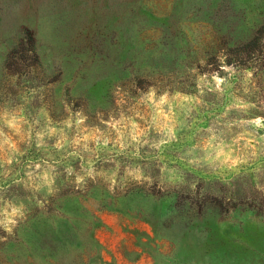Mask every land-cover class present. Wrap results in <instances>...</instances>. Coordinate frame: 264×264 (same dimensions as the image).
<instances>
[{"label":"rangeland","instance_id":"rangeland-1","mask_svg":"<svg viewBox=\"0 0 264 264\" xmlns=\"http://www.w3.org/2000/svg\"><path fill=\"white\" fill-rule=\"evenodd\" d=\"M263 24L264 0H0V264H264V50L230 51Z\"/></svg>","mask_w":264,"mask_h":264},{"label":"trees","instance_id":"trees-1","mask_svg":"<svg viewBox=\"0 0 264 264\" xmlns=\"http://www.w3.org/2000/svg\"><path fill=\"white\" fill-rule=\"evenodd\" d=\"M254 48L256 50H260L262 53L264 50V24L259 27L257 32L254 34V36L246 43L242 44L240 46L231 48L230 51L233 53L236 58H243L246 54H248L249 49ZM26 54L30 56L33 59L38 60L39 55L37 52V42L35 38L32 37L31 43L28 46V44L24 43V38L20 39L18 43L15 45V47L9 51V53L6 56L5 59V69L8 70L10 62L14 60L15 54ZM264 60V59H263ZM24 59H21L19 61L20 65L22 66Z\"/></svg>","mask_w":264,"mask_h":264},{"label":"clouds","instance_id":"clouds-1","mask_svg":"<svg viewBox=\"0 0 264 264\" xmlns=\"http://www.w3.org/2000/svg\"><path fill=\"white\" fill-rule=\"evenodd\" d=\"M6 231H10V229H6Z\"/></svg>","mask_w":264,"mask_h":264}]
</instances>
